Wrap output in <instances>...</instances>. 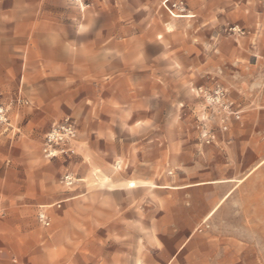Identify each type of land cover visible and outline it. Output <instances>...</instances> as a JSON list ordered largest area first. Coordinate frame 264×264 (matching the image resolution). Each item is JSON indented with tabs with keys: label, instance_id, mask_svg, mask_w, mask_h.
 Returning <instances> with one entry per match:
<instances>
[{
	"label": "rangeland",
	"instance_id": "rangeland-1",
	"mask_svg": "<svg viewBox=\"0 0 264 264\" xmlns=\"http://www.w3.org/2000/svg\"><path fill=\"white\" fill-rule=\"evenodd\" d=\"M223 1L48 0L53 10L67 15L62 20L69 23L68 31L81 29L83 9L100 11L101 31L110 19L111 105L103 104L108 94L101 86L93 113L77 99L62 120L41 130L18 125L19 104L29 102L0 98V135L27 140L20 154L30 160H21L20 168L30 171V184L48 188L44 194H20L34 233L41 235L59 221L56 211L71 197L76 217L94 212L99 218L80 229H92L100 247H107L110 232L111 248H123L124 225L109 228L108 221L123 216L125 180L167 171L179 150L240 151L234 140L254 130L238 127L242 113L234 111L240 105H264V0H245L243 14L237 13L235 0H228L226 9L219 7ZM36 2L37 7L44 3ZM204 9V15H188ZM124 37L125 45L120 43ZM41 195L48 197L44 204Z\"/></svg>",
	"mask_w": 264,
	"mask_h": 264
},
{
	"label": "crops",
	"instance_id": "crops-1",
	"mask_svg": "<svg viewBox=\"0 0 264 264\" xmlns=\"http://www.w3.org/2000/svg\"><path fill=\"white\" fill-rule=\"evenodd\" d=\"M43 1L37 7L36 0H0V98L29 102L19 104L18 125L46 130L70 113L77 99L93 113L101 86L108 94L103 104L111 105V21L101 31L100 11L83 9L81 29L68 31L65 12ZM244 1L235 0L239 14ZM227 5L224 0L219 7ZM53 16L60 19L52 21ZM120 43L125 45L126 37ZM70 71L78 77H69ZM257 106L234 111L242 113L238 127L254 130L234 140L240 151L179 150L167 171L121 184L123 216L108 224L124 225L123 248H111L110 232L107 247H100L92 229H80L99 218L92 212L80 220L71 197L56 211L59 221L34 233L20 194H44L48 188L30 184V171L20 168L21 160H30L20 154L27 140L0 135V264L12 258L15 264H264V105ZM38 199L44 204L48 197Z\"/></svg>",
	"mask_w": 264,
	"mask_h": 264
},
{
	"label": "bare ground",
	"instance_id": "bare-ground-1",
	"mask_svg": "<svg viewBox=\"0 0 264 264\" xmlns=\"http://www.w3.org/2000/svg\"><path fill=\"white\" fill-rule=\"evenodd\" d=\"M165 1H168V0H165ZM174 16L179 17V16H183V15H182V14H177V13H175ZM129 185H134V183H133V182H130Z\"/></svg>",
	"mask_w": 264,
	"mask_h": 264
},
{
	"label": "built area",
	"instance_id": "built-area-1",
	"mask_svg": "<svg viewBox=\"0 0 264 264\" xmlns=\"http://www.w3.org/2000/svg\"><path fill=\"white\" fill-rule=\"evenodd\" d=\"M16 262L15 258H12L10 264H14Z\"/></svg>",
	"mask_w": 264,
	"mask_h": 264
}]
</instances>
